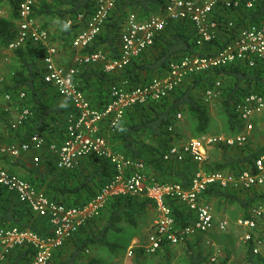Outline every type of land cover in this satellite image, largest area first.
Returning <instances> with one entry per match:
<instances>
[{
  "label": "trees",
  "instance_id": "16d2710c",
  "mask_svg": "<svg viewBox=\"0 0 264 264\" xmlns=\"http://www.w3.org/2000/svg\"><path fill=\"white\" fill-rule=\"evenodd\" d=\"M21 1L23 0H1L0 3L7 11L4 16H0V46L5 49H9V44L16 37L17 20L19 19L18 7ZM96 2L97 0H40L33 6V16L38 21L40 20L42 27L48 31L52 20L57 19V30L53 33L49 31L51 40L58 43L59 46L61 44L60 47H69L75 52L72 47V39L82 24L75 23L73 26L67 27L66 22L68 18H74L79 12L84 14V21H86L85 19L94 11ZM163 4L164 0L118 1L102 31L82 51L94 52L102 47L110 58L118 57L120 55L119 36L127 15L130 12H135L139 19H144L156 12ZM215 14L222 23H220L216 37L204 45L197 44L196 34L190 21L185 19L171 21L156 37L153 47L132 59L121 71L107 73L102 66L101 69L91 67L96 64L82 67L77 75L79 87L86 94L87 90L97 89V97L90 99L88 94L87 96L94 106L95 104L104 106L109 101L110 86L113 83L128 80L131 87L144 84L152 77L165 73L171 61L178 60L188 54H213L233 40L240 28L252 23H261L264 20V0H258L251 8L246 7L243 3L235 11H225L220 8L215 11ZM228 19L233 20V26H227ZM9 50L13 52L17 61L11 75L6 76V79L0 78L2 80L0 97L4 101V104L0 105V122H3V125L0 123V130L19 136L22 132L18 128L24 126L26 127L25 134L21 135V140L25 136L28 138L32 132L40 131L46 137L47 147L51 142L62 143L65 138L68 117L75 112V108L70 99L61 96L55 86L43 80L42 57L45 49L38 43L28 40L24 45ZM216 80L221 81V96L218 105L219 113L228 125L227 132L231 134L239 131L243 126V121L235 110L236 104L250 93L264 95V67L261 65L250 67L243 62H235L213 68L190 76L170 95L161 100H149L127 108L123 119L115 130L110 131L112 135L110 140L114 149L134 159L144 161L148 172L151 167H154L170 173L167 162L171 161H164L163 155L171 145L178 143L183 137L177 130L182 117L191 123L192 135L199 136L210 131L212 115L204 93ZM22 91L25 96L23 99H19L18 95ZM200 91H203V97L199 95ZM6 93L12 94L11 100L5 99ZM12 106L16 108L29 107L30 112L34 115L30 113L22 125L13 128L9 110H7ZM178 113H181V117L178 116ZM258 120L254 119L255 122ZM102 124L105 126L102 127ZM108 130V120L102 121L99 134L107 138ZM216 146L213 148H219L221 154L216 162L214 160L205 164L204 168L209 171L238 173L252 167L256 157L264 150V145L254 150H248L249 148L246 150L239 146ZM6 157V154L0 152V164ZM81 166L76 165L74 168L61 171L57 183L48 185L46 195L69 206L81 205L91 199L115 174V169L109 160L95 155H88ZM177 166L175 176L162 175L159 177L156 173H150L160 181H174L187 186L197 164L187 159L178 162ZM27 179L39 188L35 180ZM11 193L15 192L0 185V226L29 228L45 235L50 227L48 219L37 216L27 203L19 199L20 204L13 201ZM202 196L211 203L215 202L218 208L225 207L227 204L235 205L239 210L244 211V216H247L251 207L258 204L263 205L264 185L246 190L226 189L219 185H210ZM167 203L172 207L178 227L193 221L194 212L184 203L176 199H168ZM216 206L215 208H217ZM150 207H155V204L146 197H141L138 200H134L129 195L111 198L97 217L89 220L68 242L54 251L49 264H95L94 259H90L89 262L83 261V257L87 253L86 250L103 246L114 251L117 246L107 239L108 232L118 229L116 224L123 219L136 226L137 213L146 212ZM34 215L37 218L32 220ZM239 217L230 219L234 221ZM102 219H106L105 224L96 227L99 225L97 222ZM262 223L264 224V221H261L260 224ZM70 244L73 245L72 250L68 248ZM195 244L197 242L191 240L184 243L187 254V262L184 264L208 262V255L204 254L201 249H196ZM166 247L167 244H163L161 249ZM254 247L253 237L245 242V259L250 264H264V252L255 253ZM160 250L158 249L155 253H160ZM31 253L32 250L29 247L16 248L5 264H27ZM134 255H136L135 264H143L149 254L142 247H137ZM226 261L225 258L218 264H226ZM158 264H169V258Z\"/></svg>",
  "mask_w": 264,
  "mask_h": 264
},
{
  "label": "built area",
  "instance_id": "2783aa9c",
  "mask_svg": "<svg viewBox=\"0 0 264 264\" xmlns=\"http://www.w3.org/2000/svg\"><path fill=\"white\" fill-rule=\"evenodd\" d=\"M35 1H21L16 37L9 44V49L18 48L28 40L42 46L45 49L42 57L43 80L55 86L61 96L70 99L75 108V112L68 117L62 143L51 142L47 148L63 169L74 168L82 157L95 155L109 160L115 174L87 202L69 206L49 198L28 179L0 167V185L15 192L20 201L27 203L35 214L46 217L50 224L45 235L29 228L0 226V264H5L13 250L19 247H29L32 250L27 264H49L54 251L68 242L89 220L97 217L111 198L128 194H142L155 203L152 227L138 245L148 254L155 253L163 244L185 243L197 235L226 231L231 226L243 228V239L247 241L253 237L254 252H261L262 236L255 231H259V225L264 221V205H255L250 208L247 216H240L232 221L229 217L220 215L202 194L210 185L238 190L264 185V150L256 157L252 167L238 173L209 171L204 168L209 162L212 146L236 147L248 142L254 129L253 119L264 115V95L250 93L236 104L235 110L243 121L239 131L231 134L203 133L182 143H174L164 153V161L183 162L189 159L197 164L187 186L174 181H160L147 171L144 161L111 149L107 138L99 134V131L104 120H108L109 128L115 130L127 108L149 100H161L192 75L235 62H243L250 67H264V20L240 28L233 40L213 54H188L171 61L165 73L152 77L144 84L131 87L128 80L113 83L110 86L109 101L103 107L92 104L85 91L79 87L77 79L81 68L87 65L100 64L107 73L121 71L132 59L153 47L156 37L171 21H190L196 34V42L202 46L216 37L222 23L215 14L216 10L221 8L235 11L243 3L251 8L258 0H164V4L147 18L139 19L135 12H130L119 36L120 55L113 58L101 51H82L102 31L111 11L120 1L97 0L94 11L86 21L84 14L79 12L66 22L67 27L75 23L82 24L72 39V47L77 52L72 55L68 64L58 61V49L50 42L48 29L42 27L33 16ZM5 14L6 9L0 5V16ZM226 24L231 27L234 22L228 19ZM220 86L221 81L216 80L205 90V99L209 105L219 101ZM24 96L22 91L18 98L23 99ZM11 98L12 94H5V99ZM29 115V107L20 106L19 114L11 122V126L16 128L22 125ZM178 116L181 117V113ZM45 146V135L35 131L20 144L0 143V152L20 156L25 151L41 150ZM33 160L35 164H39L40 157L36 155ZM168 199H176L192 210L195 215L193 221L178 227L172 207L167 203ZM134 244L128 247V256L135 254L137 246ZM210 260L215 261L216 257L213 255Z\"/></svg>",
  "mask_w": 264,
  "mask_h": 264
},
{
  "label": "crops",
  "instance_id": "0c3cea01",
  "mask_svg": "<svg viewBox=\"0 0 264 264\" xmlns=\"http://www.w3.org/2000/svg\"><path fill=\"white\" fill-rule=\"evenodd\" d=\"M39 2H40V0H36L35 4L39 3ZM56 20L57 19L54 18L52 20V25L49 26V29L52 32L57 30V21ZM17 22H18V20H17ZM39 23H41L40 20H39ZM97 51H101V52L105 53L106 55H108V53L104 49H102V47L100 49H98ZM76 52H77V50H75V52H73L72 54H74ZM71 57H72L71 55L69 57L66 56L64 58V60H63L64 62L62 61V63H69L70 60H71ZM111 58H113V57H111ZM91 67L100 68L101 69V65L100 64H97V65L91 66ZM2 78L3 77H1V79ZM115 83H120V82H115ZM97 91H98L97 89H93L92 91L87 90V94L89 95L90 99L91 98L94 99L95 97H97V93H98ZM49 96H50V94H49ZM108 98H109V96H108ZM95 106L96 107H102L103 105L101 106V105H96L95 104ZM17 109H18V111H16V112L12 111L11 108L7 109L9 111L15 112L14 115H10V114H12L11 112L9 113L11 121L15 120L17 118L18 114H19V108H17ZM31 114L34 115V113H31ZM260 117H262V115L261 116H257L256 118L260 119ZM103 126H105V125L102 124V127ZM184 126H187V128L188 127L190 128V133H187L184 130ZM22 127L18 128V130L20 132H22L21 135L23 133L25 134V130L24 129L26 128L24 126H22ZM106 129H107V127H106ZM177 129L180 132V134H182V136H183L182 138L183 139L187 138V137L190 138L191 136H194V135H192L193 132L191 130L190 123H188V122L183 123L182 126H180V127L178 126ZM116 130H118V129H116ZM110 131H111V128H109V130L106 133L107 141H108L109 146L111 147V149L115 150L113 145H112V143H111V140H110V138L112 136ZM221 133L228 134L227 131L226 132H221ZM21 135L18 136L16 134L15 135L14 134H10V132H6L5 130H0V137H1L0 138V143L1 144L6 143V144H10V145L18 144V143H20L21 141H23V140H25L27 138L25 136L23 138V140H21ZM183 139H180L181 140L180 143H182L184 141ZM245 144H243V145H245ZM212 147L216 148L217 146L214 145ZM36 155H38L40 157L39 164H35V162L33 160V157H35ZM6 156H7L6 159L3 162H1L0 167L5 168L7 170L9 169V170L15 172L16 174H18L19 176L24 177L26 179L27 178H29V179L31 178V179L35 180L38 183V185H39L38 189L43 191L45 194L48 193V191H47V189L49 188L48 185L52 184V183L56 184L58 179H59L60 172L64 171V169L59 166V164L56 161L55 156L50 152V150L47 148V146H45L41 150L31 149V150L25 151L20 156H13V155H10V154H6ZM86 157H82L79 160V162L77 164L79 167H82L81 165H83V161L86 159ZM169 161H171V162H167V165H169L167 168H168V171H171L170 173H166V172H164L162 170L155 169L154 167H151L150 168L151 170H149V172L156 173L159 177H161L162 175H164V176L167 175L168 177L169 176H175V172H176V170L178 168V166H177L178 162L175 161V160H169ZM84 170L86 171L87 169H84ZM128 195L133 197L134 200L135 199L138 200L141 197L148 198L147 196H144L142 194H128ZM11 196H12L13 201H15L16 203L20 204V201L18 200V198L15 195V193H11ZM123 196H125V195H123ZM148 199H150V198H148ZM227 207H232V205H228L227 204ZM243 212L239 216H244ZM36 215L32 216V220L37 218L38 215L37 216ZM154 217H155V207H150V209L148 208L146 212L137 213L138 222H137L136 226H133L131 223H129L125 219L119 221L116 224L118 229L110 230L108 232L107 239L109 241L113 242L117 246L114 251H111V253H113V255H117L119 249H123L125 245L129 247L133 243H135L134 246L139 247L138 245L141 243L140 242L141 241L140 240V237H141L140 233L143 232L142 228H146L147 225H150V223H151V221H152V219ZM105 221H106V219L99 220L97 222V223H99V225L96 226V227L103 226L105 224ZM2 226H10V225H2ZM235 229H239V230L242 231V240H241L242 243L241 244L243 246L242 247V250H243V249H245V242H246L243 239V233L245 231L243 228L235 226V227H231V228L227 229L226 231H221V232L224 233V235H230ZM132 230H134V231H132ZM263 230H264V224L262 223V224L259 225V231H255V232H258L261 235V234L264 233ZM210 233H213V232H210ZM210 233L200 234V235H198L196 237L191 238L192 242H197V244L194 245L196 247V249H201L204 254L208 255L209 260H208V262H206L204 264L214 262V261L210 260V257L213 256V255L216 257V260H215L216 262H214L213 264L221 263V261L224 260L225 258L227 259L226 264L227 263L230 264L231 260H230V257H229V253L227 252L228 255L226 254L225 251H224L225 253L223 251H222L223 253H221L220 244L218 242H216L215 240H212V239L209 240L207 238V236ZM202 235H204L205 237H203ZM116 237H118V238H116ZM198 238H199V240H198ZM166 244H167L166 248H164V249L160 248L161 250L159 249L160 250L159 252H160L161 256H164V254H170V252H172V250L174 249L173 248L174 245H170L168 243H166ZM183 245H184V243H183ZM128 247H127V249H128ZM68 248H69V250H72L73 249V245L70 244ZM96 248H99V247H95V250H97ZM182 248H183V246H182ZM261 252H263V251L261 250ZM181 254H182V258H181L180 261H182V262H179V264H184L185 262H187V254H186L185 246H184V251ZM68 255H69V253H68ZM218 255H219V258H217ZM85 256L83 257V261L84 262H89L90 259H94L96 261L95 264H100V263L103 262V261L100 260L99 255L92 256L88 260L84 259ZM108 257H111V256H108ZM244 261H245V264H250L245 259V255H244ZM134 263H135V260H134Z\"/></svg>",
  "mask_w": 264,
  "mask_h": 264
},
{
  "label": "rangeland",
  "instance_id": "374dc122",
  "mask_svg": "<svg viewBox=\"0 0 264 264\" xmlns=\"http://www.w3.org/2000/svg\"><path fill=\"white\" fill-rule=\"evenodd\" d=\"M49 31H51V30L49 29ZM50 42L53 43L58 49L57 59L60 63H62V61L64 60V58L66 56L67 57H69L70 55L72 56L73 51H72V49H69V47L68 48L60 47L61 44L59 46L58 43L53 42L51 40V37H50ZM16 61L17 60L15 59V55L13 54V52L11 50L5 49V48L0 46V78L3 77V79L4 78L6 79L8 76L11 75L12 71L15 69ZM1 81L2 80L0 79V83H1ZM202 92L203 91H200L199 95H201L203 97ZM1 104H4V101L0 97V105ZM208 107H209V110H210L211 115H212L211 128H210V131H208V132L211 134H219L221 132H226L228 125H227L225 119L219 113L218 102H215V103L210 104V105L208 102ZM11 109H12V111H15V112L18 111V109L14 106H12ZM12 111H9V113L10 112L12 113L10 115L15 114V112H12ZM10 121H11V118H10ZM186 122L189 123L188 120H186L185 118L182 117L181 123H179V127L182 126V124L186 123ZM0 123L3 125V122H0ZM253 123H254V129H253V131H252V133L248 139V142L245 145L239 146V147H244L246 150L248 148H249L248 150H252V149L254 150V149L259 148L260 146L264 145V116L260 117V119L256 122L253 119ZM190 127L192 128L191 123H190ZM184 130L187 133H190L189 127L187 128V126H184ZM176 132H178V131H176ZM188 138L189 137L184 138V139L181 138V139L186 141ZM180 142H181V140L178 141V143H180ZM3 144L4 145H10V144H6V143H3ZM220 154H221V150L219 148L214 149L213 147H211L210 152H209V161L213 162L215 160L214 162H216L217 161L216 159L220 157ZM212 204L215 205L216 203L214 202ZM263 205H264V203H263ZM216 209L220 215L228 216L231 219L235 218L236 216L241 215L243 212L242 210H239L235 205H232V207H227V205H226L225 207L224 206L219 207V208L217 207ZM153 222H154V218L152 219L150 225H147L146 228H142L143 232L140 233L141 234V237H140L141 242L144 240L146 234L151 229ZM132 231H134V230H132ZM263 232H264V230H263ZM202 236L205 237L204 235H202ZM261 236H262V240H263L261 250L264 252V233ZM116 238H118V237H116ZM207 238L209 240H211V239L215 240L216 242H218L220 244L221 253H223L224 251L226 252V254H227V252L229 253V257L231 260L230 264H245V261H244L245 249L242 250L243 246L241 244L242 243V241H241L242 240V231L241 230L235 229L230 235H224V233H222V232L213 231V233H210L207 236ZM182 246H183V248H182ZM127 247L128 246L125 245L123 249H119L117 255H113V253H111V251L107 247H99V248H96L97 250H95V247H92V249H90V251L86 253V256L84 259L88 260L92 256L99 255L100 260L103 261L100 264H135L134 260L136 258V255L128 256L127 255ZM173 248L174 249L172 250V252H170V254H164V256H161L160 253L149 254L148 258L143 262V264H157L160 261L167 260V258H170L169 264H179V262H182L180 260L182 258L181 253H183V251H184V245H183V243L176 244V245H174ZM107 255L111 256V257H108ZM217 258H219V255ZM214 262H216V261H214ZM214 262L207 263V264H213Z\"/></svg>",
  "mask_w": 264,
  "mask_h": 264
}]
</instances>
